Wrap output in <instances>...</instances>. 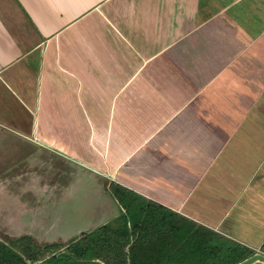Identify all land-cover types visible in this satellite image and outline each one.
Instances as JSON below:
<instances>
[{
    "label": "crops",
    "instance_id": "crops-1",
    "mask_svg": "<svg viewBox=\"0 0 264 264\" xmlns=\"http://www.w3.org/2000/svg\"><path fill=\"white\" fill-rule=\"evenodd\" d=\"M0 122L18 127L0 145L40 148L264 254V0H0ZM102 193L72 235L19 238L63 251L116 223L125 210ZM158 242L132 263L196 264Z\"/></svg>",
    "mask_w": 264,
    "mask_h": 264
},
{
    "label": "trees",
    "instance_id": "trees-1",
    "mask_svg": "<svg viewBox=\"0 0 264 264\" xmlns=\"http://www.w3.org/2000/svg\"><path fill=\"white\" fill-rule=\"evenodd\" d=\"M108 190L125 210L116 223L83 234L59 255L54 254L60 249L58 244L40 246L30 236L7 238L0 241V264H77L75 261L94 258L114 260L118 264L119 261L125 264L129 258L133 264V253H137L138 246L154 249L152 244L156 241L171 244L172 249H176L174 255L178 249L184 250V256L197 259L196 264H237L252 255L251 251L171 210L139 201V195L126 187L112 182ZM142 214L143 219L140 218ZM145 249L139 251L141 258L155 256L154 250L149 255ZM165 253L169 255L168 250Z\"/></svg>",
    "mask_w": 264,
    "mask_h": 264
},
{
    "label": "rangeland",
    "instance_id": "rangeland-1",
    "mask_svg": "<svg viewBox=\"0 0 264 264\" xmlns=\"http://www.w3.org/2000/svg\"><path fill=\"white\" fill-rule=\"evenodd\" d=\"M94 109L100 108L94 105ZM82 116L79 110L76 126L85 131ZM0 128L15 131L18 127L0 122ZM74 132L77 140L79 134L75 128ZM15 141L19 145L20 139ZM26 147L0 145V241L10 236L19 238L24 233L39 237L40 242L64 239L85 225L92 215L100 214L102 191L107 190L112 181L96 184L93 177L60 161L58 156L45 152L37 157L40 148L35 151ZM30 150L35 154L29 156ZM30 157L39 161L26 166ZM65 251L58 250L54 254Z\"/></svg>",
    "mask_w": 264,
    "mask_h": 264
},
{
    "label": "water",
    "instance_id": "water-1",
    "mask_svg": "<svg viewBox=\"0 0 264 264\" xmlns=\"http://www.w3.org/2000/svg\"><path fill=\"white\" fill-rule=\"evenodd\" d=\"M255 261H260V262L264 263V254L256 253V254L248 257L247 259L243 260L242 262L238 263V264H252Z\"/></svg>",
    "mask_w": 264,
    "mask_h": 264
}]
</instances>
